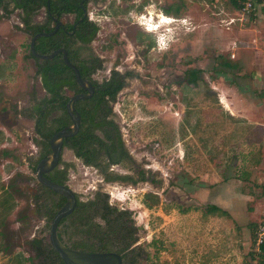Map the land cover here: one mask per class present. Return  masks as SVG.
<instances>
[{"label":"rangeland","instance_id":"374dc122","mask_svg":"<svg viewBox=\"0 0 264 264\" xmlns=\"http://www.w3.org/2000/svg\"><path fill=\"white\" fill-rule=\"evenodd\" d=\"M247 2L254 9L244 14L231 0H92L86 7L99 28L91 51L104 61L94 78L101 81L111 70L136 76L113 105L133 163L110 171H150L159 185L106 184L67 149L61 160L72 165L67 186L78 200L101 191L131 213L139 264H257L264 240V141L247 130L218 137L205 116L218 102L213 84L264 91L248 64L255 37L264 38V13L261 3L246 0L243 7ZM44 16L41 9L34 22ZM20 27L17 11L0 19V204L8 202L0 205V264H39L31 242L49 244L40 207L48 199L32 169L40 149L33 120L21 115L46 94ZM241 59L242 77L233 69ZM214 73L222 74L218 84ZM211 206L224 215L211 213Z\"/></svg>","mask_w":264,"mask_h":264},{"label":"trees","instance_id":"16d2710c","mask_svg":"<svg viewBox=\"0 0 264 264\" xmlns=\"http://www.w3.org/2000/svg\"><path fill=\"white\" fill-rule=\"evenodd\" d=\"M47 1L0 0L2 13L0 19H8L17 11L21 24L20 31L31 41L38 33L51 32L56 21H61L64 16L73 17L71 23L61 22L62 26L54 35L40 37L35 41V51L39 55H49L57 49L66 50L68 61L78 69L82 80L93 89L90 98L73 103L74 111L80 117V127L76 135L63 140L62 151L70 150L83 165L97 170L106 184L128 182L132 175H118L109 171L113 166L129 169L128 165L133 163L122 138L113 105L128 80L136 76L131 71L120 73L111 70L109 77L101 81L96 80L94 76L103 69L104 61L90 48L99 28L87 18L88 1L49 0V3ZM245 1L231 0L239 10ZM254 2L263 3L262 0ZM41 9L45 10L44 21L36 23L34 17ZM260 11L264 13V6ZM29 45L30 42L27 45L28 57L34 61L35 77L39 79L46 94L41 99H35L28 109L21 112V115L32 119L34 123L36 145L40 149L39 157L32 168L35 171L36 165L51 152V137L59 130L72 125L66 112L69 98L73 95L86 94V91L78 85L73 71L65 65L62 54L52 59L39 60L32 55ZM70 167L71 164L62 162L60 158L58 166L44 177L53 183L67 185ZM144 174L139 173L140 180L144 178ZM40 187L48 199V202L40 207L45 209L50 226L52 218L64 206L66 199L41 185ZM146 197L157 203V199L152 195ZM7 203L3 201L0 205L6 206ZM209 211L224 215L217 206H211ZM137 232L131 213L112 206L108 195L101 191L95 192L87 201L77 199L74 211L62 219L57 227V237L66 248L82 253H117L122 264H139L143 258L142 252L134 247ZM31 244L39 264H64L50 244L46 246L42 240L37 239ZM256 256L257 264H264V241L259 244Z\"/></svg>","mask_w":264,"mask_h":264},{"label":"water","instance_id":"95a60500","mask_svg":"<svg viewBox=\"0 0 264 264\" xmlns=\"http://www.w3.org/2000/svg\"><path fill=\"white\" fill-rule=\"evenodd\" d=\"M49 3V0L47 1ZM62 26L61 21H56L54 29L49 33H38L30 41L29 49L32 55L39 60L52 59L58 54H62L65 65L70 68L75 76L78 85L86 91V94L73 95L69 98L66 104V112L69 115L72 125L59 130L50 139L51 152L42 159L35 167L34 175L37 182L66 199V203L61 207L54 217L49 226L48 242L51 248L59 255L64 264H122L121 257L116 253H82L71 250L62 245L57 237V227L62 219L70 215L76 205V194L67 186L59 185L47 180L44 176L55 169L61 158L63 140L73 137L79 131L80 117L74 111L73 103L78 100L90 98L93 94V89L85 81L82 80L78 69L68 61L67 52L64 49H57L49 55H39L35 51V41L40 37H50L54 35Z\"/></svg>","mask_w":264,"mask_h":264},{"label":"crops","instance_id":"0c3cea01","mask_svg":"<svg viewBox=\"0 0 264 264\" xmlns=\"http://www.w3.org/2000/svg\"><path fill=\"white\" fill-rule=\"evenodd\" d=\"M262 2V6H264V0H262ZM209 31L214 32V30L211 29ZM207 36L209 37L210 34ZM217 37L218 33H216L214 37V42L219 45V39ZM262 39H256L255 37L254 43H252V60H250L248 64L251 66L249 70L252 71L251 78L253 81L264 83V38ZM11 57L7 59H11ZM242 61L243 59L233 66V69L237 71V75L241 77L244 75L243 69L245 65ZM209 73H205L206 76L207 74H211ZM217 74L222 75L221 73ZM217 74H212L211 79L215 77L213 83L216 82L218 84L217 80L220 77L216 79L218 76ZM243 79L244 78H242V80ZM211 89L214 92L218 90V102L209 108L205 116L208 120V126L212 129H216L215 132L216 135L218 134V137H222V134H224L225 137L227 134L231 133V137H233L239 134V132L247 130L249 135L259 136L264 141V91H262L261 88V90L258 91H248L244 88L235 86H224L220 88V84L219 87L213 84Z\"/></svg>","mask_w":264,"mask_h":264},{"label":"flooded vegetation","instance_id":"af4514ba","mask_svg":"<svg viewBox=\"0 0 264 264\" xmlns=\"http://www.w3.org/2000/svg\"><path fill=\"white\" fill-rule=\"evenodd\" d=\"M88 1V4L92 1V0H87ZM87 4V5H88ZM87 15V13H86ZM110 171V170H109ZM139 173H145L143 176L144 178L142 180H140V176H139ZM148 173V174H147ZM132 175V176H131ZM130 176L132 177L130 181L128 182H115V183H118V184H122V185H127V186H136L138 184H142V183H150L151 185H155V186H158L159 185V182L156 181V180H153L152 179V176H150V171H146V170H142V169H135V172L134 174H131ZM103 180V179H102ZM153 181H156L157 183H153ZM104 182V181H103ZM112 184V183H111ZM47 189V188H46ZM117 254V253H116ZM120 256V255H119ZM122 262V260H121Z\"/></svg>","mask_w":264,"mask_h":264},{"label":"built area","instance_id":"2783aa9c","mask_svg":"<svg viewBox=\"0 0 264 264\" xmlns=\"http://www.w3.org/2000/svg\"><path fill=\"white\" fill-rule=\"evenodd\" d=\"M255 1H258V0H255ZM252 9H254L253 4L251 2H247L244 5V7L242 8V12H243V14L246 13V12L248 13ZM260 229L262 231L261 233L264 235V226L261 227ZM262 241H264V240H260L261 243H262Z\"/></svg>","mask_w":264,"mask_h":264},{"label":"bare ground","instance_id":"6f19581e","mask_svg":"<svg viewBox=\"0 0 264 264\" xmlns=\"http://www.w3.org/2000/svg\"><path fill=\"white\" fill-rule=\"evenodd\" d=\"M163 22H164V23H165V22L169 23L167 20H164ZM150 28H151V26H150ZM155 29H156V28H155ZM149 31L152 32L153 30L149 29Z\"/></svg>","mask_w":264,"mask_h":264},{"label":"clouds","instance_id":"9594fccd","mask_svg":"<svg viewBox=\"0 0 264 264\" xmlns=\"http://www.w3.org/2000/svg\"><path fill=\"white\" fill-rule=\"evenodd\" d=\"M173 21H171V23H172ZM155 28H156V30L160 27V26H154Z\"/></svg>","mask_w":264,"mask_h":264}]
</instances>
